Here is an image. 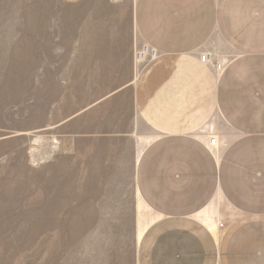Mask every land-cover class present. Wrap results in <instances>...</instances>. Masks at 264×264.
<instances>
[{"label": "crops", "instance_id": "1", "mask_svg": "<svg viewBox=\"0 0 264 264\" xmlns=\"http://www.w3.org/2000/svg\"><path fill=\"white\" fill-rule=\"evenodd\" d=\"M130 10L132 30H112L105 3L99 30L74 37V71L89 58L92 97L73 115L75 182L110 187L99 199L130 184L157 215L135 264H264V0H134ZM30 36L16 55L32 72L50 48ZM142 45L156 56L139 66ZM202 51L228 60L224 71L202 63ZM210 203L228 223L220 233L197 216Z\"/></svg>", "mask_w": 264, "mask_h": 264}, {"label": "rangeland", "instance_id": "2", "mask_svg": "<svg viewBox=\"0 0 264 264\" xmlns=\"http://www.w3.org/2000/svg\"><path fill=\"white\" fill-rule=\"evenodd\" d=\"M133 2L0 0V264H135L138 239L157 215L139 204L130 184H116L112 198L99 199L110 187L76 183L73 166V115L92 98L89 58L82 56V69L74 71L75 34L91 25L99 30L105 3L113 7L112 30H132ZM30 35L50 48V56L39 52L32 72L16 55ZM90 163L83 161L81 179L90 180ZM212 210L210 203L197 216L212 226L221 221L220 233L228 223Z\"/></svg>", "mask_w": 264, "mask_h": 264}, {"label": "built area", "instance_id": "3", "mask_svg": "<svg viewBox=\"0 0 264 264\" xmlns=\"http://www.w3.org/2000/svg\"><path fill=\"white\" fill-rule=\"evenodd\" d=\"M144 51L146 53H143ZM141 54H143V58H140ZM155 56H156V52L152 49H148V47L146 45L143 46V48L140 51H137L135 53V59L138 62L153 58ZM199 60L202 63L211 66L212 69L214 70V72L218 75L224 71V69L228 63V60H226V59L225 60H217L216 57H214L209 51H202L199 55ZM217 146H218L217 137L213 136V135H209L208 136V144H207L209 151L211 153H213V149H216ZM216 223L219 227H223V223L221 221L216 220Z\"/></svg>", "mask_w": 264, "mask_h": 264}, {"label": "bare ground", "instance_id": "4", "mask_svg": "<svg viewBox=\"0 0 264 264\" xmlns=\"http://www.w3.org/2000/svg\"><path fill=\"white\" fill-rule=\"evenodd\" d=\"M41 138H39V140H40ZM37 140H35V142H36ZM35 153V152H34ZM36 154V153H35ZM75 224V223H74Z\"/></svg>", "mask_w": 264, "mask_h": 264}]
</instances>
